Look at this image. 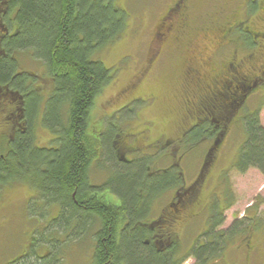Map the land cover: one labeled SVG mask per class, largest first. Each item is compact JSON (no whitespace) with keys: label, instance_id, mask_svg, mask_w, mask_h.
Masks as SVG:
<instances>
[{"label":"rangeland","instance_id":"obj_1","mask_svg":"<svg viewBox=\"0 0 264 264\" xmlns=\"http://www.w3.org/2000/svg\"><path fill=\"white\" fill-rule=\"evenodd\" d=\"M175 1L115 0L117 12L121 10V13H126L128 16L127 27L115 41L104 45L94 53L107 68L112 70L113 77L95 99L90 114V133L96 134L105 126L106 135H111L112 127L108 124L111 119L115 120L123 130H129L135 126V130L138 131L140 127H145L146 123V127L150 126L147 144L161 136L175 139L192 122L193 118L188 117L187 99L195 93L203 92V87L208 89L212 85V76L205 69L196 82L194 77H191V81L187 80L186 70L188 66L195 65L196 61L192 60L185 51L188 47L184 41L185 38L171 40V46L166 44L176 34L177 31L174 30H182L181 27L176 25L172 27V31L168 30L170 36L164 40L167 32L165 26L168 27V25H164L165 28L162 27L161 19ZM233 1L190 0L189 9L193 17L189 25L192 27L190 35L195 34V37L200 40L204 37L213 38V35L208 32L204 35L203 32L197 34L196 28L212 20L214 12L223 7L226 2ZM218 4L223 5L217 6ZM210 12H213V15ZM159 34H161L160 37H158ZM209 46L212 45L209 44ZM16 57L19 63L18 71L37 75L32 81L34 84L31 82L30 85L42 97L41 103L38 102L42 106L32 120L35 138L33 145L40 147L42 151H54L43 148L53 144L52 141L56 138L55 134L42 122L43 101L46 102L53 88V83L44 79L47 65L31 52H18ZM131 83L134 86H129ZM152 95L156 96L155 100H152ZM133 97L139 98L134 100L131 110H122L117 119L113 117L114 110ZM256 98L250 102V108L254 109L260 97ZM7 108L5 103H0V155L9 151L13 134L11 129L13 119H9ZM138 111L141 119L136 120L134 115ZM257 112L264 126V104L259 106ZM128 120L129 125H126ZM246 138L247 132L243 121H233L229 134L220 142L205 169L206 182L200 188L197 204H192L188 209L185 215L187 221L178 224V234L182 238L183 247L197 241H206L205 234L211 229V219L218 212L216 207L212 210L214 212L212 215L211 202H217L218 207H221L224 222L213 227L211 231L213 234L227 228L231 237L227 241L225 250L206 264H264V174L256 168H250L242 173L233 167ZM208 145L206 141L195 144L196 149L193 155L191 157L189 155V158L183 162L182 170L187 179L196 176ZM103 160L97 167L100 169L91 171L92 177L101 184H105L109 173L112 174L115 171L110 163ZM150 161L152 165L155 156H151L148 163ZM166 162L167 160L160 165L165 166L163 164ZM169 174L163 177L162 181L158 177L146 185V194H149L146 199L152 202L151 213H157L171 193V191L167 192L172 188ZM112 176L115 182L121 178L119 174ZM30 181L22 174H17L15 178L8 181L0 180V264H7L20 252H24L32 232L38 229L45 232L52 222L50 207L40 201L41 196L36 195L30 186ZM9 182L13 183L8 184ZM31 184L33 185L32 182ZM201 204H204L205 208L200 206ZM194 213L196 215H193ZM236 230L239 233L234 232ZM79 232L81 233L53 232L54 240H59L61 244L66 241L59 246L57 253L60 256L53 262L54 264H92L91 253L96 236L94 228L88 231L81 229ZM196 260L190 257L182 264H197Z\"/></svg>","mask_w":264,"mask_h":264},{"label":"trees","instance_id":"obj_2","mask_svg":"<svg viewBox=\"0 0 264 264\" xmlns=\"http://www.w3.org/2000/svg\"><path fill=\"white\" fill-rule=\"evenodd\" d=\"M4 7L0 25V87L18 91L28 99V123L24 132L11 137L9 151L0 155V180L8 181L22 174L31 180V188L38 187L45 194V200H40L45 206L51 204L50 198L59 199L63 211L54 233L88 231L94 226L93 215L97 214L105 232L95 236L92 264H182L190 257L196 258L197 264H206L217 258L231 237L225 230L212 234L213 227L223 222V211L217 202L211 207V211L216 207L219 210L215 215L212 211L214 223L205 234L206 241L187 247L173 245L165 250L145 243L139 231L124 235L118 244L115 216L105 205L91 199L87 168L98 142L88 133L90 111L97 95L113 77L112 70L94 53L126 30L127 14L117 12L115 0H9ZM18 52H31L47 65L44 79L50 80L53 88L46 102L43 101L42 122L55 134L53 142L57 150L42 151L33 145L36 98L41 103L42 97L30 85L37 75L18 71ZM244 126L247 138L233 167L242 173L256 168L264 174V126L259 112L248 114ZM108 137L104 139L105 146H110ZM118 172L121 178L113 186L131 211L139 179L128 168ZM41 234L43 238L48 236L45 232ZM54 259L52 255L51 264ZM21 264L41 263L30 259Z\"/></svg>","mask_w":264,"mask_h":264},{"label":"flooded vegetation","instance_id":"obj_3","mask_svg":"<svg viewBox=\"0 0 264 264\" xmlns=\"http://www.w3.org/2000/svg\"><path fill=\"white\" fill-rule=\"evenodd\" d=\"M8 1L0 0V25H3L4 6ZM189 7L190 0H176L161 19L163 22L162 27L168 25V27L165 26L167 32L164 40L170 36L168 30L172 31V27L177 25L182 28V30H174L177 31L176 34L166 44L171 46V40L185 38L184 41L189 47L185 51L191 56L192 60L196 61L195 65L188 66L186 70L187 80L191 81V77H194V82H196L205 69L212 76V85L208 89L203 87V92L195 93L187 99L188 113L190 114H188V117L193 118L189 126L183 129L181 135L175 139L161 136L147 144L146 139L149 140L148 131L150 126L146 127V123L145 127H140L138 131L135 130V126L129 130H123L120 129V125L115 120L111 119L108 123L112 127L111 135H106L105 126L100 128V131L96 134L88 131L98 142V145L93 148V157L87 168L88 186L92 192L90 196L91 199L109 208L110 214L115 216V238L118 244L124 235L139 231L143 233L145 243L147 241L156 247H160V249L168 250L173 245L182 246V238L178 234V224L187 221L185 215L188 209L192 204H197L200 188L206 182L204 172L214 151L223 138L229 134L230 125L233 121L238 120L244 123L248 114H255L259 106L264 104V0L226 2L223 7L214 12L212 20H208V23L196 28L197 34L203 32L204 35L208 32L213 35V38L204 37L202 40L196 38L195 34L190 35L189 33L192 29L189 26L191 25L190 20L193 19ZM211 14L213 15V12ZM168 18L169 24H167ZM173 20L174 24H172ZM158 30L160 31V29ZM209 44L212 46H209ZM158 58L157 60H159ZM129 86H134V84L131 83ZM126 89L127 87L125 91ZM10 95H12L11 99H9ZM256 97H260L256 106L254 109L250 108V102ZM136 98L139 97L127 99L126 102L119 105L114 110L113 117L116 119L120 117L122 110L130 111ZM151 98L155 100L156 96L152 95ZM27 101L28 99H24V96L18 91L14 92L0 87V103H5L8 107L9 119H13L11 128L13 134L11 137H14V134L19 131L24 132V128L28 123ZM38 102L40 100L36 98L37 110ZM112 115H110L111 118ZM134 116L136 120L141 119L139 111ZM130 124H132L131 121ZM126 125H129V120ZM107 136L110 139V146L104 145V139ZM202 141L209 144L202 165L195 177L187 179L182 170V164L189 158V155L190 157L193 155V151L196 149L194 145ZM43 148L47 150L58 149L54 143ZM151 156H155L152 165L151 161L148 163ZM102 160L110 163L115 169L112 174L109 173L110 175L105 184H101L100 181L93 178L91 173L93 169L96 171L100 169L97 167ZM165 160H167L163 164L165 166L160 165ZM121 168L130 169L132 175L139 179L137 199L131 211L127 209L122 195L113 186L116 182L113 180L112 175H118ZM168 173L171 176L169 182L172 184V188L167 192L171 191V193L170 195L165 194L168 195V199L160 206L157 213H151L152 202L146 199L149 195L146 194V185L158 177L162 180ZM33 190L36 195L45 200V194L40 192L38 187H33ZM50 199H52L50 200L51 204L47 206L50 207L49 212H52L53 218L45 231L48 236L43 238L39 229L34 230L24 248V252H20L16 258L7 264H21L23 261L30 259L39 261L41 264H51L50 258L52 255H55L54 261H57V257L60 255L56 250L62 244L56 242L52 235L54 229L59 225L57 220H59L58 216L62 213L63 208L59 199V201L56 200L57 198ZM212 204L213 201L210 210ZM200 206L205 208L204 204ZM207 206L209 207L208 203ZM98 217L97 214L93 215L95 222L92 228H94L95 234L105 232L102 221ZM213 221L214 217L211 225L214 223ZM108 230L110 231V228ZM224 230L226 235H229V230L227 228ZM95 249L96 246L93 247L91 253L92 262L94 252H96Z\"/></svg>","mask_w":264,"mask_h":264}]
</instances>
